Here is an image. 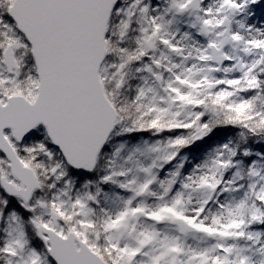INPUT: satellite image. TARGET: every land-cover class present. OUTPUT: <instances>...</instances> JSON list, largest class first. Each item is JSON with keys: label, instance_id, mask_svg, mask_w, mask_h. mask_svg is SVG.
<instances>
[{"label": "snow or ice", "instance_id": "1", "mask_svg": "<svg viewBox=\"0 0 264 264\" xmlns=\"http://www.w3.org/2000/svg\"><path fill=\"white\" fill-rule=\"evenodd\" d=\"M0 264H264V0H0Z\"/></svg>", "mask_w": 264, "mask_h": 264}]
</instances>
